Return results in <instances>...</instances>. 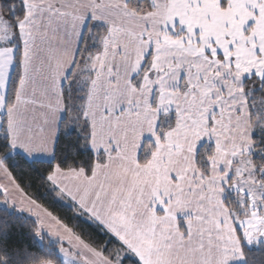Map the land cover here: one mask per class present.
Here are the masks:
<instances>
[{"label":"snow or ice","instance_id":"6c2138e0","mask_svg":"<svg viewBox=\"0 0 264 264\" xmlns=\"http://www.w3.org/2000/svg\"><path fill=\"white\" fill-rule=\"evenodd\" d=\"M0 264H264V0H0Z\"/></svg>","mask_w":264,"mask_h":264}]
</instances>
